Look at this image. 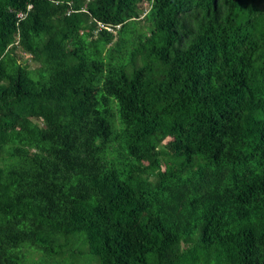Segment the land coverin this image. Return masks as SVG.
<instances>
[{
    "label": "trees",
    "instance_id": "16d2710c",
    "mask_svg": "<svg viewBox=\"0 0 264 264\" xmlns=\"http://www.w3.org/2000/svg\"><path fill=\"white\" fill-rule=\"evenodd\" d=\"M40 262L264 264V0H0V264Z\"/></svg>",
    "mask_w": 264,
    "mask_h": 264
},
{
    "label": "built area",
    "instance_id": "2783aa9c",
    "mask_svg": "<svg viewBox=\"0 0 264 264\" xmlns=\"http://www.w3.org/2000/svg\"><path fill=\"white\" fill-rule=\"evenodd\" d=\"M97 25L99 26V28H105V29H107L108 31H111V30H112L110 27L105 26V25H103V24H101V23H97ZM118 28H119V27H117V29H118Z\"/></svg>",
    "mask_w": 264,
    "mask_h": 264
},
{
    "label": "rangeland",
    "instance_id": "374dc122",
    "mask_svg": "<svg viewBox=\"0 0 264 264\" xmlns=\"http://www.w3.org/2000/svg\"><path fill=\"white\" fill-rule=\"evenodd\" d=\"M145 5H146V4H145ZM26 59H28V57H26ZM31 66L34 67V64L32 63ZM40 263H41V262H40ZM41 264H43V263H41ZM44 264H45V263H44ZM46 264H53V263H46ZM65 264H69V262H66Z\"/></svg>",
    "mask_w": 264,
    "mask_h": 264
}]
</instances>
